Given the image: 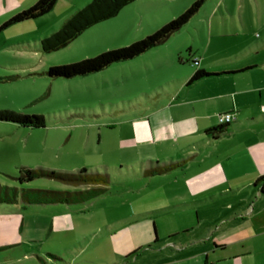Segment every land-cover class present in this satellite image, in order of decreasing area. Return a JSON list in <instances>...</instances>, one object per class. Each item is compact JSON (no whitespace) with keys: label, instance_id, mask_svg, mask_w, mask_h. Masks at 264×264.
Returning <instances> with one entry per match:
<instances>
[{"label":"rangeland","instance_id":"rangeland-1","mask_svg":"<svg viewBox=\"0 0 264 264\" xmlns=\"http://www.w3.org/2000/svg\"><path fill=\"white\" fill-rule=\"evenodd\" d=\"M35 1L0 0V25ZM193 1L134 0L115 16L92 25L66 46L50 52L40 50V40L61 24L63 0L37 18L0 29V110L41 114L45 118L43 127L0 120V184L18 190L74 189L45 177L18 183L15 177L20 166L106 171L109 190L77 206L90 221L109 212H149L180 203H188V210L185 208L181 215L189 213L190 208L194 216L195 207L199 215H208L218 212L223 199L233 195L219 196L220 186L227 181L247 185L264 174V116L260 114L264 110V90L239 102V109H227L233 111L241 128L206 149L193 146L201 145V135L165 143L150 131L164 118L158 109L178 118L194 107L199 127L217 122L218 114L223 113L220 109L230 104L229 97L211 104L200 93L206 88L230 86L222 73L239 70L245 61L258 67L264 64V0H205L162 45L130 60L70 78L51 77L46 72L50 66L128 45L178 16ZM187 48L199 51L195 57L211 74L184 86L180 82L196 67L190 61L177 63V55L187 57ZM213 60L217 62L212 65ZM260 76L264 84V74ZM179 103L182 112L175 107ZM184 125L193 126L191 121ZM232 127L230 123L228 131ZM148 161L178 162L181 166L146 176L143 169ZM14 206L0 203L2 232L10 230L14 225L10 223L16 221ZM19 212L28 220L19 229V236L30 228L37 241L22 238L0 245V264H41L36 255L46 250L55 252L62 246L39 228L42 212ZM8 239L10 234H0V240Z\"/></svg>","mask_w":264,"mask_h":264},{"label":"crops","instance_id":"crops-1","mask_svg":"<svg viewBox=\"0 0 264 264\" xmlns=\"http://www.w3.org/2000/svg\"><path fill=\"white\" fill-rule=\"evenodd\" d=\"M63 1L65 4H62L64 8L61 23L90 0ZM58 2L59 0H56L53 7ZM258 7L260 10L259 5ZM248 43L251 45V41ZM243 47L245 48V45ZM198 54V50L187 48V57L180 56L190 59L198 57ZM216 62L213 60L211 63L213 65ZM240 65L242 67H239V70L222 73L225 75V84H231L230 86L206 88L200 93V97L211 104L229 97L228 107L220 109L224 113L233 112L227 111L230 108L239 109V102L250 99L251 93L258 91L260 94L264 90L263 78L260 76L264 74V64L258 67L256 63L245 61ZM204 66L205 63L199 59L196 67L188 72L180 85L194 84L196 81L188 85L185 82L195 68L206 70ZM260 69L259 73L255 71ZM175 107L178 112L184 110L180 103ZM188 109L187 115L178 118L166 114L164 109H158L157 113L163 114L164 118L157 121L156 127L150 130L152 135L159 142L165 143L201 135V145L193 146L206 149L242 126L233 113L235 119L230 122L233 124L232 129L228 131L227 127L223 134L213 139L205 133V129L216 126L218 122L199 127L194 107ZM261 113L264 116V110H261ZM185 121H191L193 126H185ZM150 163L154 162L148 161V166ZM219 190V196H222L221 193L233 195L223 199L218 212L199 215L195 207L194 216L190 208L189 213L181 215L188 203L173 204L149 212L128 209L123 212H109L94 219L90 218V221H86V217L82 215L85 211L77 207L81 204L25 207L15 204L17 206H14L13 214L16 215V221L10 223L14 225H10V230H0V234H10V239L0 240V245H7L22 238L29 242L37 241V235H34L32 230L29 231L30 228L23 236H19V229L24 222H28L19 212L25 210L42 212L39 228L47 236L52 235L62 246L61 249H54L57 250L55 252L46 250L36 255L41 264H264V195L260 194L259 186L255 185L254 181L247 185H233L227 181ZM85 252L87 255H84ZM131 252L134 253L130 254Z\"/></svg>","mask_w":264,"mask_h":264},{"label":"trees","instance_id":"trees-1","mask_svg":"<svg viewBox=\"0 0 264 264\" xmlns=\"http://www.w3.org/2000/svg\"><path fill=\"white\" fill-rule=\"evenodd\" d=\"M56 0H36L30 6L16 12L0 25V29L21 21L37 18L51 10ZM134 0H90L85 5L73 11L61 25L49 35L40 40L42 52L55 51L66 46L85 29L115 16L120 9ZM205 0H194L178 16L170 19L152 33L131 42L128 45L102 51L92 57L68 63L54 65L46 72L51 77L70 78L99 71L106 66L120 61L130 60L141 53L162 45L173 33L177 32L201 7ZM177 63L183 64L190 59H183L177 55ZM204 69L195 68L186 80V85L210 75ZM0 120L10 121L22 126L43 127L45 118L41 114H21L0 110ZM228 124H217L205 129V133L216 139L223 134ZM178 162L158 164L150 163L143 169L146 176L164 174L180 167ZM45 177L62 184L72 186V190L51 189H20L0 184V203L27 205L63 204L76 205L89 202L109 190V175L106 171L91 172L81 167L75 171H54L46 168H29L20 166L15 179L18 183L32 181L35 178ZM259 186L260 194L264 195V174L254 180ZM135 252V251H134ZM131 252L130 254L134 253Z\"/></svg>","mask_w":264,"mask_h":264},{"label":"built area","instance_id":"built-area-1","mask_svg":"<svg viewBox=\"0 0 264 264\" xmlns=\"http://www.w3.org/2000/svg\"><path fill=\"white\" fill-rule=\"evenodd\" d=\"M191 61L193 64H198V58L197 57H191ZM235 119V116L232 112H224L221 114H218L217 116V122L218 124H228L232 122Z\"/></svg>","mask_w":264,"mask_h":264}]
</instances>
